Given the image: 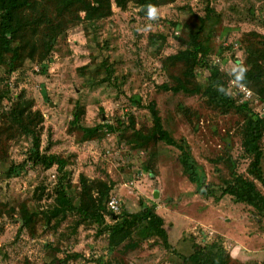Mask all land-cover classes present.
I'll use <instances>...</instances> for the list:
<instances>
[{
  "label": "rangeland",
  "instance_id": "obj_1",
  "mask_svg": "<svg viewBox=\"0 0 264 264\" xmlns=\"http://www.w3.org/2000/svg\"><path fill=\"white\" fill-rule=\"evenodd\" d=\"M208 2L214 9L206 24V33L212 32L209 64L226 81L237 80L250 50L263 54L258 60L264 69V0ZM205 6L206 0H174L153 8L150 18L136 0H124L122 6L109 0L103 17L87 20L75 7L62 12L56 0H36L33 9L21 13L24 37L18 40L17 67L9 73V55L0 62V264H188L183 259L196 246L211 244L225 250L227 264H264V216L229 197L219 198L231 171L254 181L249 174L253 158L242 145L243 116L214 110L200 94L161 89L182 78L181 65L168 58L187 48L188 28L205 16ZM196 72L191 84L205 86L208 72ZM151 103L170 136L187 142L192 164L213 196L197 195L182 171L179 152L150 137ZM76 105L81 126H102L95 136L86 138L70 127ZM23 110L35 116L41 153L66 161L65 184L73 204L64 215L50 214L57 206L56 166L24 165L30 142L11 120ZM135 132L147 137L140 140L141 149ZM260 149L264 176V130ZM13 166L23 169L9 178L6 172ZM83 180L91 187V200H97L99 184L110 188L106 203L110 196L117 198L116 216L154 208L173 253L146 224L111 249L108 233L76 212ZM254 183L264 196V186ZM23 210L32 216L29 227L21 224ZM104 224H113L108 215Z\"/></svg>",
  "mask_w": 264,
  "mask_h": 264
},
{
  "label": "trees",
  "instance_id": "obj_2",
  "mask_svg": "<svg viewBox=\"0 0 264 264\" xmlns=\"http://www.w3.org/2000/svg\"><path fill=\"white\" fill-rule=\"evenodd\" d=\"M115 1L118 6H122L124 2V0ZM136 1L142 9L143 15H147L153 8L161 4L172 3L174 0ZM56 2L57 4H63L62 12L75 7L77 11L85 12V17L87 20H90L99 19L105 15L103 4H108L109 0H93V4L88 0H56ZM35 3L36 0H0V62H4V56L9 55V62L7 64L9 73H12L16 69L17 62L20 59L19 53L21 46L18 44V40L24 37V23L20 15L24 10L33 9ZM204 12L205 16L196 17L197 24L188 28L187 38L189 44L187 48H182L177 54L168 58L181 65L183 69L182 78L175 77V86L168 87L167 85H162L161 89L174 93L182 92L188 95L200 94L208 106L214 110L222 113L234 111L242 115L246 132L242 145L244 152L253 158L249 167V174L254 177V181L264 186V176L260 169L263 158L260 142L264 130V119H259L251 113V109H249L246 103L236 105L235 101L226 92L228 82L233 79L228 77L229 80L226 81L227 76L218 67L209 64V57L212 50L209 47V40L212 32L206 33V24L207 20L213 17L214 9L210 6L208 0H206ZM60 14L62 13L60 12ZM47 24L51 31L52 23L48 22ZM160 39H162L163 43L165 42L163 37H160ZM154 43V40H150V44L154 45ZM262 56L263 54L259 51L248 50V57L245 62L246 70L242 71L241 75L236 77L237 80L234 81L246 86L259 98L261 103H264V69L258 60ZM197 68L206 70L209 74L205 86L199 87L191 84L197 77ZM147 109L153 124L150 137L179 152L178 161L182 167V171L188 177V180L195 185L197 195L202 197L213 196L205 184L204 178L198 175L194 164H192L191 150L187 142L184 139L179 141L174 140L163 128L161 118L155 109L154 103L149 104ZM80 115L79 106L76 105L70 127L81 130L84 137H93L102 130V126L99 125L93 128L81 126L79 123ZM11 120L20 127L22 133L30 142L28 157L24 165L29 163L33 167H42L45 169L56 166V171L59 175L56 194L57 206L52 207L50 214L64 215L72 208L73 204L67 196L65 184L67 178L65 170L66 161L54 154L41 153L40 137L33 129L35 116L33 118L29 117V115L24 114L23 110L19 114L14 112L11 115ZM106 129L108 133L114 132L110 126H106ZM135 133L136 138L139 140L135 142V145L141 149L142 142L144 143L147 137L140 135L138 132ZM22 169L23 166H13L6 172V176L10 178L18 170ZM230 175V179L226 181L224 188L221 189L219 198L229 197L235 204L246 205L252 210H255L260 216H264V196L257 189L254 181L245 179L234 171H231ZM82 188L85 200L82 199V196L80 206L77 209L75 208L76 212L79 216L83 217V220L96 223L108 233V245L111 249L123 244L138 226L146 224L160 240L161 246L165 250L173 253L174 250L168 242V235L164 229L163 219L155 213L154 208H144L139 213L133 215L122 214L116 216V219H114L113 215L108 211L106 203L110 191L109 187L103 183L95 187L98 196L97 200H91L89 196L91 187L84 180L82 181ZM86 197L89 198L88 201L90 204L87 203ZM105 215L110 217L113 222L112 225L105 226ZM20 219L23 227H29L32 216L23 210ZM183 260L188 264H227L230 262L228 256L225 254V250L220 246H215V244L196 246L192 254Z\"/></svg>",
  "mask_w": 264,
  "mask_h": 264
},
{
  "label": "built area",
  "instance_id": "obj_3",
  "mask_svg": "<svg viewBox=\"0 0 264 264\" xmlns=\"http://www.w3.org/2000/svg\"><path fill=\"white\" fill-rule=\"evenodd\" d=\"M215 63V65L220 66L219 59H216ZM228 87L232 91V93L229 94L231 98L233 97L232 99L237 98L240 103L250 104L251 106L253 105L256 114L260 117H264V103H261L259 98H257L250 89L234 80L229 82ZM107 209L113 216L120 214V204L116 197H109L107 201Z\"/></svg>",
  "mask_w": 264,
  "mask_h": 264
},
{
  "label": "water",
  "instance_id": "obj_4",
  "mask_svg": "<svg viewBox=\"0 0 264 264\" xmlns=\"http://www.w3.org/2000/svg\"><path fill=\"white\" fill-rule=\"evenodd\" d=\"M154 197L157 198L158 197V193H155ZM113 218L116 219V216H113Z\"/></svg>",
  "mask_w": 264,
  "mask_h": 264
},
{
  "label": "clouds",
  "instance_id": "obj_5",
  "mask_svg": "<svg viewBox=\"0 0 264 264\" xmlns=\"http://www.w3.org/2000/svg\"><path fill=\"white\" fill-rule=\"evenodd\" d=\"M149 16H150V18H151V16H152L151 10H150V12H149Z\"/></svg>",
  "mask_w": 264,
  "mask_h": 264
}]
</instances>
